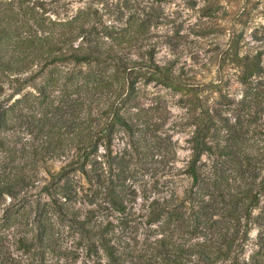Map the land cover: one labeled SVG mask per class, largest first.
I'll return each instance as SVG.
<instances>
[{"label": "trees", "instance_id": "16d2710c", "mask_svg": "<svg viewBox=\"0 0 264 264\" xmlns=\"http://www.w3.org/2000/svg\"><path fill=\"white\" fill-rule=\"evenodd\" d=\"M101 3L73 13L67 0H0V264H64L69 236L82 264H264V147L249 137L251 113L233 125L207 112L177 168L145 94L186 83L156 61L151 18L110 22ZM228 46L250 111L262 55Z\"/></svg>", "mask_w": 264, "mask_h": 264}, {"label": "rangeland", "instance_id": "374dc122", "mask_svg": "<svg viewBox=\"0 0 264 264\" xmlns=\"http://www.w3.org/2000/svg\"><path fill=\"white\" fill-rule=\"evenodd\" d=\"M67 1H70L73 13L89 4V0ZM103 7L112 10L108 15L110 22L122 16L120 11L126 13L125 18L130 14L136 18H151V41L158 43L156 61L159 64L174 62L176 72L186 83L183 90L152 84L145 94V103L157 107L152 112L162 122V131L170 135L176 145L177 168L186 165L190 157L187 140L195 125L206 119L207 112L216 116L217 121H228L233 125L238 120H246L251 113L249 137L264 147V0H102L98 8L103 11ZM232 42L241 56L246 53L262 55L263 73L255 81V84L260 82L255 92L259 97L250 111L242 105L245 89L238 82L232 53L227 51ZM152 98H159V101L155 104ZM123 146L124 139L118 138L114 150L119 151ZM204 161L209 163L205 157ZM63 162L64 158H61L52 163V170L57 171ZM141 175L143 179L141 177L138 184L148 180L146 171ZM180 184L186 185L187 181ZM86 189L87 185L83 183L81 193L84 194ZM82 198L77 207H86ZM147 203L139 198L134 208L136 213ZM257 232L256 229L251 231L246 259L257 251ZM64 248L70 251L64 264L87 261L84 250L72 237L65 240ZM13 255L18 256L20 252L14 251Z\"/></svg>", "mask_w": 264, "mask_h": 264}]
</instances>
